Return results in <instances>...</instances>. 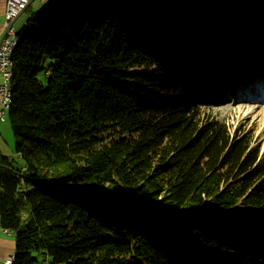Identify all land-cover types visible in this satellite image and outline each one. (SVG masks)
<instances>
[{"label": "trees", "instance_id": "1", "mask_svg": "<svg viewBox=\"0 0 264 264\" xmlns=\"http://www.w3.org/2000/svg\"><path fill=\"white\" fill-rule=\"evenodd\" d=\"M27 13L9 108L20 161L0 151L10 264H257L264 144L206 115L200 87L215 84L211 66L251 67L264 0H57Z\"/></svg>", "mask_w": 264, "mask_h": 264}, {"label": "rangeland", "instance_id": "2", "mask_svg": "<svg viewBox=\"0 0 264 264\" xmlns=\"http://www.w3.org/2000/svg\"><path fill=\"white\" fill-rule=\"evenodd\" d=\"M50 3L52 1L35 0L32 10L42 9ZM27 18L28 13H23L15 22V28L20 29ZM248 43L252 48V43L250 41ZM256 51L255 55L251 56V67L249 68L244 65L245 61L241 57L238 64H236L239 67H236L234 63L222 65L226 73L219 71L220 74H217L211 66L212 73L204 78L208 81L214 77L215 84L212 86L207 82L200 87V92L203 94L200 98V104L206 115L215 116L230 124L242 123L246 127L255 128L256 136L264 144V63L259 62V59L264 61L262 58V55L264 56V46H260ZM256 59H258V62ZM254 64L263 67L255 65L253 69ZM212 89L217 93L215 96ZM1 124L4 125V129L1 131L3 147H0V151L17 165V159L14 158L16 153L15 138L9 119V111L6 112L4 121L0 120ZM7 127L9 128L6 131ZM0 238L12 240V244L3 245L4 250L0 248V264H10V257L15 253V234L5 232L0 226ZM257 264H264V254H261L257 259Z\"/></svg>", "mask_w": 264, "mask_h": 264}, {"label": "built area", "instance_id": "3", "mask_svg": "<svg viewBox=\"0 0 264 264\" xmlns=\"http://www.w3.org/2000/svg\"><path fill=\"white\" fill-rule=\"evenodd\" d=\"M33 1L34 0H7L6 3L4 33L0 42V120L4 119V110L6 109V75L9 70L6 64V52L10 47V43L14 41L17 36V29L14 25L15 22L22 16ZM4 231L9 233L7 230Z\"/></svg>", "mask_w": 264, "mask_h": 264}, {"label": "bare ground", "instance_id": "4", "mask_svg": "<svg viewBox=\"0 0 264 264\" xmlns=\"http://www.w3.org/2000/svg\"><path fill=\"white\" fill-rule=\"evenodd\" d=\"M18 33V31H17ZM18 46V38L16 36V39L14 41H12L10 43V47L8 48L7 52H6V64L8 65V71H7V75H6V87H7V94H6V109L4 110V118L6 116V112L9 111L10 105L12 103V99H13V92H12V78H13V60H12V55L13 52L17 49ZM216 73H219L217 71H215ZM211 89V88H210ZM217 93L214 94V96ZM13 259V257H10L9 262H11Z\"/></svg>", "mask_w": 264, "mask_h": 264}, {"label": "crops", "instance_id": "5", "mask_svg": "<svg viewBox=\"0 0 264 264\" xmlns=\"http://www.w3.org/2000/svg\"><path fill=\"white\" fill-rule=\"evenodd\" d=\"M44 1H46V2H49V1L54 2V1H57V0H44ZM34 2H35V0L31 3L29 9H32V5H33ZM6 3H7V0H0V40L2 39V35L4 33V20H5ZM29 9H27L24 13L28 12ZM0 81H1V78H0ZM1 121H4V119L1 120ZM3 126L4 125H2V124L0 125V147L1 148L3 147L2 136H1V131L4 129ZM8 128L9 127H7L6 131L8 130ZM14 158H16L17 160L20 161L19 155L16 154V153L14 154ZM10 244H12V240H7V239H4V238H0V248H2L3 250H4L3 245H10ZM11 257H12V255H11Z\"/></svg>", "mask_w": 264, "mask_h": 264}, {"label": "water", "instance_id": "6", "mask_svg": "<svg viewBox=\"0 0 264 264\" xmlns=\"http://www.w3.org/2000/svg\"><path fill=\"white\" fill-rule=\"evenodd\" d=\"M0 42H1V40H0ZM14 256V255H13Z\"/></svg>", "mask_w": 264, "mask_h": 264}]
</instances>
